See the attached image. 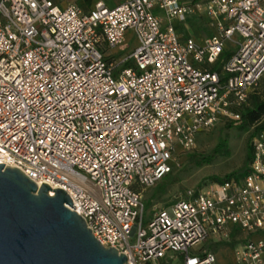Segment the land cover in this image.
Instances as JSON below:
<instances>
[{
	"label": "built area",
	"instance_id": "2783aa9c",
	"mask_svg": "<svg viewBox=\"0 0 264 264\" xmlns=\"http://www.w3.org/2000/svg\"><path fill=\"white\" fill-rule=\"evenodd\" d=\"M67 3L0 0V164L51 196L65 190L68 208L128 264H174L169 254L218 264L202 245L236 230L246 240L233 264H264V129L245 177L187 191L146 224L142 196L200 134L240 121L260 90L264 0L100 1L86 12ZM203 14L215 34L182 39L177 23ZM130 30L139 47L117 59L110 51Z\"/></svg>",
	"mask_w": 264,
	"mask_h": 264
},
{
	"label": "water",
	"instance_id": "95a60500",
	"mask_svg": "<svg viewBox=\"0 0 264 264\" xmlns=\"http://www.w3.org/2000/svg\"><path fill=\"white\" fill-rule=\"evenodd\" d=\"M0 164V264H128L87 228L65 190Z\"/></svg>",
	"mask_w": 264,
	"mask_h": 264
},
{
	"label": "rangeland",
	"instance_id": "374dc122",
	"mask_svg": "<svg viewBox=\"0 0 264 264\" xmlns=\"http://www.w3.org/2000/svg\"><path fill=\"white\" fill-rule=\"evenodd\" d=\"M53 1L61 9H65L68 5V0ZM100 1L105 2L109 7H114L113 5L119 4L122 0H92L94 4ZM178 28L181 37H190L199 44L204 43V39L212 36L215 31L214 26L206 16L200 22L186 21ZM138 47L137 37L134 31L130 30L126 33L123 43L111 50L110 54L117 59H122ZM262 82L258 93H261L264 89V80ZM239 123L235 120L222 119L214 129L200 134L197 137L196 146L191 152H181L177 155L174 162V171L169 174L171 184L160 191L159 184L161 182H159L156 186L143 191L145 224L156 210L177 200L178 197L184 196L187 191L195 190L199 192L210 188L217 184L213 180L214 177L224 178L244 167L248 149L251 145L249 138L253 128L240 129ZM220 140H223L225 144L217 149ZM261 238L264 239V235H261ZM245 240L246 235L236 230L229 237H211L202 246L206 250L211 248L216 254L218 264H233V247ZM168 256L174 257V264L181 263V254H169Z\"/></svg>",
	"mask_w": 264,
	"mask_h": 264
},
{
	"label": "trees",
	"instance_id": "16d2710c",
	"mask_svg": "<svg viewBox=\"0 0 264 264\" xmlns=\"http://www.w3.org/2000/svg\"><path fill=\"white\" fill-rule=\"evenodd\" d=\"M90 1V0H87ZM212 70L214 71H221V69L219 68V63L216 64V66L212 67ZM241 113V120L238 121L239 123V128L243 129V130H247L250 128H253V131L250 134V140L252 141V137L255 135V133L261 131V129H264V89L261 93H258V91L254 94H252L250 96V100L248 105H246L245 107H242L240 110ZM224 141L220 140L217 149L219 147L224 146ZM181 152H179L177 155H179ZM248 156L245 162V165L242 169L234 172L233 174L227 175L224 178H218V177H214L213 180L215 183L220 184L226 180H229L231 178H243L245 177L250 168L249 165L251 163L252 157H253V149H252V145H250L249 149H248ZM176 155V156H177ZM194 157V156H191ZM174 168V163L172 164V170ZM174 171V170H173ZM172 171V172H173ZM171 179H170V175L166 176L160 185V191H162L163 189H165L167 186H169V184H171Z\"/></svg>",
	"mask_w": 264,
	"mask_h": 264
},
{
	"label": "crops",
	"instance_id": "0c3cea01",
	"mask_svg": "<svg viewBox=\"0 0 264 264\" xmlns=\"http://www.w3.org/2000/svg\"><path fill=\"white\" fill-rule=\"evenodd\" d=\"M76 2H78L79 4H80V6L82 7V9L86 12V11H90L91 9H93L94 7H95V5L97 4H94L93 2H92V0H90V1H87V0H76ZM103 2V1H102ZM121 2H123V0L121 1ZM120 2V3H121ZM105 3V2H104ZM106 4V3H105ZM107 5V4H106ZM108 6V5H107ZM114 7L116 6V5H113ZM109 7V6H108ZM109 8H113V7H109ZM156 14H159L160 16H163V14L161 13V12H159L158 10L156 11ZM204 16H206L207 17V15H205V14H203V15H201L200 17L199 16H189L188 18H187V21H189V20H192V21H201L202 20V18L204 17ZM208 18V17H207ZM209 20V19H208ZM210 21V20H209ZM166 21L164 20L163 21V26L164 25H166ZM211 24H212V22H210ZM179 25H181V24H179V23H177V30L179 29L178 27H179ZM212 26H214L213 24H212ZM214 30L216 31V26H214ZM215 31H214V33H213V35L215 34ZM181 37V36H180ZM182 39H186V38H184V37H182ZM225 56H227L226 54L223 56V58H225Z\"/></svg>",
	"mask_w": 264,
	"mask_h": 264
}]
</instances>
